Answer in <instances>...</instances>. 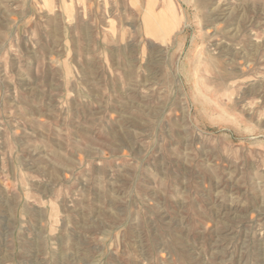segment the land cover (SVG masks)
<instances>
[{"label": "rangeland", "instance_id": "374dc122", "mask_svg": "<svg viewBox=\"0 0 264 264\" xmlns=\"http://www.w3.org/2000/svg\"><path fill=\"white\" fill-rule=\"evenodd\" d=\"M0 264H264V0H0Z\"/></svg>", "mask_w": 264, "mask_h": 264}, {"label": "bare ground", "instance_id": "6f19581e", "mask_svg": "<svg viewBox=\"0 0 264 264\" xmlns=\"http://www.w3.org/2000/svg\"><path fill=\"white\" fill-rule=\"evenodd\" d=\"M163 14V11H162ZM166 15V14H165ZM154 21H155V30H161V31H170V29H172V22L174 23V21H177V17L174 14V11L171 12V15L169 17H161L160 19L158 17H156L155 15L153 16ZM171 20V21H170ZM150 27L148 25L145 26L146 32L151 34L152 36L154 35V33L151 32V30L149 29ZM156 31V32H157Z\"/></svg>", "mask_w": 264, "mask_h": 264}]
</instances>
